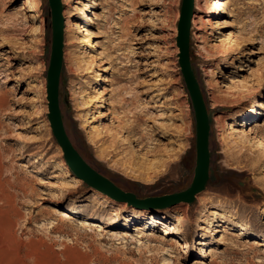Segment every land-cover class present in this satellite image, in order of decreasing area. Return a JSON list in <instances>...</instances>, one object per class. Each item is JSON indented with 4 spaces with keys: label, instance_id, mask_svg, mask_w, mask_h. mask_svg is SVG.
Wrapping results in <instances>:
<instances>
[{
    "label": "rangeland",
    "instance_id": "rangeland-1",
    "mask_svg": "<svg viewBox=\"0 0 264 264\" xmlns=\"http://www.w3.org/2000/svg\"><path fill=\"white\" fill-rule=\"evenodd\" d=\"M182 1L66 0L64 4L61 0L63 11L78 16L77 29L64 34L84 37L79 31L87 26L95 44L85 47L69 44L67 37L63 40L58 103L65 131L93 169L137 201L185 191L194 177L195 116L177 46ZM224 1L227 12L213 17L211 25H203L208 12L197 10L194 0L192 17L196 15L203 26L195 32L205 38L201 42L193 34L192 22L189 31V60L209 118L205 187L181 209L175 205L139 208L117 200L127 205V212L117 215L111 205L96 209L104 200L81 179L74 182L77 177L52 132L47 100L52 49L49 0L29 4L0 0V195H10L9 204L0 199V264H264V246L255 243L264 239V189L258 184L264 179V156L253 145L255 134H249L255 129L264 136V109L243 119L255 99L264 97V0ZM87 2L93 8L84 12ZM207 3L212 7L215 0ZM201 4L206 6V0ZM22 6H28L32 18L23 14ZM69 13L62 14L64 28ZM223 18L234 23L218 28L217 21ZM65 52L86 56L81 73L68 70ZM105 60L112 68L108 72L102 71ZM105 77L110 82H104ZM103 89L108 91L107 100L101 102L96 96ZM124 98L138 102L145 111L131 133L120 127L133 111L132 105L122 102ZM110 110L119 113L121 121L113 125L112 114L102 116ZM226 120H234L241 130L235 134L227 129L230 138L248 137L246 151L226 154L220 140ZM244 122V127L239 124ZM93 129L103 132L99 144L89 142ZM115 134L122 152L112 160H121L123 150H133L137 160L141 152L158 170L168 162L173 167L151 185L112 167L114 161L100 153L111 151ZM130 135L141 138L142 151L137 141L123 144L121 139ZM256 155L258 163L253 160ZM56 207H72L76 212L56 213ZM131 208L154 213L129 220ZM212 208L219 210L215 220L226 222L231 230L219 227L221 231L213 234L207 223ZM164 213L169 218L162 224L138 229L144 222H154L153 218L160 220ZM88 218L100 222L109 218L116 224L101 232L84 224ZM179 222L185 233L178 230ZM200 225L207 228L200 230ZM242 228L253 234L237 236ZM198 232L204 236L197 237ZM204 240L206 244L195 243Z\"/></svg>",
    "mask_w": 264,
    "mask_h": 264
},
{
    "label": "bare ground",
    "instance_id": "bare-ground-1",
    "mask_svg": "<svg viewBox=\"0 0 264 264\" xmlns=\"http://www.w3.org/2000/svg\"><path fill=\"white\" fill-rule=\"evenodd\" d=\"M60 3H61V0H59ZM64 4L66 2V0H63ZM208 0H206V6H203L201 4V0H196V3H195V7L197 10H206V12H208V14L206 15L207 18H205L203 20V25H206V24H212L213 22V17L215 16H218V15H223L227 12L228 10V4L226 1L224 0H215V3H214V6H210L208 3H207ZM32 2H36V0H27L26 3H32ZM22 10H24V15H28L29 18H32V14L29 15V12H26V11H29V8L28 6H22L21 7ZM93 6L91 5V2H87L86 3V6L84 8V12L86 11H89V9H92ZM235 11V10H234ZM232 11V13L234 12ZM69 12L68 11H63L62 8H61V16L62 14H68ZM17 15V14H16ZM233 16V15H231ZM67 17V16H65ZM196 15L195 16H191V22H192V29L194 30V35L197 37V38H201V42H202V39H204L205 37L202 36V35H198L197 34V31L195 32V30H200L203 26H201V23H199V21L195 20L196 18ZM63 18V16H62ZM78 16H73L69 13V16H68V19L67 21L65 22V25H66V28H64V24H63V28H62V43H63V40L65 37H67L69 40V44H75V43H83L85 47H89V46H92V47H95V44H94V41H91V37H90V30L87 26L83 27L79 33L80 34H84L85 36H66L64 33L66 32H73L75 29H77V23H75V19H77ZM87 19L90 20L91 22L94 21L93 18H91L90 16H87ZM180 19H181V14H180ZM190 22V23H191ZM217 27L218 28H225L226 26H229L231 24L234 23L233 20H229V19H226V18H223V19H220L217 21ZM20 24V23H19ZM18 23L17 24H12V27H18L19 25ZM191 25V24H190ZM42 27V26H41ZM42 29V28H41ZM178 32V31H177ZM231 34V33H230ZM178 36V35H177ZM226 39H220L219 41H225ZM178 46V45H177ZM179 48V47H178ZM52 51V49H51ZM180 52V51H179ZM224 54H228L227 53V50H223ZM229 52V51H228ZM121 54V52L119 53ZM179 54V53H178ZM65 62L67 64V68L69 71L71 72H75L76 74H79L81 73L82 70V63H87L88 60L86 59V56H78V55H75V54H71L70 52H65ZM51 58V56H50ZM62 58H63V51H62ZM109 62L107 60L103 61L102 64H104L103 68H102V71L104 72H108L110 71L112 68L110 66V64H108ZM106 64V65H105ZM63 66V65H62ZM84 69H89L90 67L86 66V67H83ZM193 71V69H192ZM99 73V72H98ZM96 74V75H99V74ZM193 75L195 76V74L193 73ZM213 75H214V72H213ZM227 76V75H226ZM97 80H100V79H97ZM102 80L105 82H110L109 79H107V77L105 78H102ZM195 80L196 82L198 83L197 81V78L195 77ZM225 86V85H223ZM198 87H199V84H198ZM242 87H245V85H242ZM199 90H200V87H199ZM108 93V91L106 90H100L99 91V94L98 96H96V99H101L99 101H105L107 100L106 98H104V96ZM200 93H201V96H202V92L200 90ZM211 94V93H210ZM261 96H258L255 101L252 103L251 107L249 109L246 110L245 112V115L243 116V119H246L248 117L250 118H253L254 115L256 114H259V109L262 108L264 109V100L261 99V98H264L263 97V94H260ZM153 97L156 96V94H153L152 95ZM261 100H260V99ZM202 100L204 102V99H203V96H202ZM93 101H98V100H93ZM215 101H218L217 99ZM100 102V103H101ZM122 102L124 104H129V105H132V117L131 118H128V119H124L122 120V124H121V129L122 131H125V132H128V133H131L132 132V129L134 128V126L137 124L139 118L141 115H143V113L145 112L144 111V108L141 106V104H139L138 102H134V101H128L126 98L122 99ZM108 105H110L108 103ZM204 105H205V102H204ZM206 107V105H205ZM207 110V109H206ZM112 114V124L114 125L115 122H118V121H121V115L119 113H117L116 111H109L107 112V114L105 112L102 113V116H105V115H110ZM207 116H208V112H207ZM249 118V119H250ZM216 122L218 124L222 123V120L220 118H216L215 119ZM208 121H209V118H208ZM246 122V121H245ZM239 123L241 126L244 127V125L246 123ZM224 124H222V128H221V133H220V140L221 142L225 145L226 147V154L227 155H235L238 153H241L245 148H247L249 145H248V137H239V138H235V139H232L230 138L227 133H226V130L227 129H231L233 130V133L235 134H240L241 133V130H239L238 128H236V123H234V120H231V121H224L223 122ZM248 124V123H247ZM248 126V125H247ZM113 128L115 126H112ZM103 132L101 130H97V129H93L92 132H90V136H89V142H91L92 144L95 143V144H99L100 143V140H99V136L102 134ZM107 133L108 132V129L106 130V135H108ZM258 131L254 129V131L250 132L249 134H255V140H254V144L253 145H256V148L258 149V155H260L261 157L264 156V136H260L259 134H257ZM230 134V133H229ZM121 141L123 142V144L125 145H128V144H133V142H138L137 143V148H138V151H142V149H144L145 145L143 144L141 138H135L134 135H130L129 138H122ZM119 140H118V137H117V134H115V137L114 139L111 141L110 143V150L109 152L105 151V150H102L101 151V157H105L107 156L108 160L109 161H114L112 160L114 157H116L117 155H119L122 150L119 149V144H118ZM133 151V150H132ZM128 151V150H123V153L125 154L124 157H122L121 160H115L113 162V164H111L112 167H115V168H119L121 169L125 174H128L132 177H135L137 179H140V180H144V181H147L146 184H152V183H155V178H157V176L160 174V173H168V171L170 170L171 167H173V163H165L164 165H160V167L162 166L163 167V171L162 170H158L157 166L154 165V163L152 162H148L147 161V158L145 157V155H143L141 152L139 153L138 155V159H136L137 155L135 154V152L133 151ZM137 151V152H138ZM246 151V149H245ZM225 153V152H224ZM99 154V153H98ZM256 155L257 158H253V160L255 161V163H258L259 162V156ZM87 163V162H86ZM88 164V163H87ZM89 165V164H88ZM90 166V165H89ZM91 167V166H90ZM92 168V167H91ZM95 170V169H94ZM96 171V170H95ZM99 175H101L98 171H96ZM102 177H104L103 175H101ZM105 178V177H104ZM108 182L112 183L114 185L113 182H111L109 179L105 178ZM74 182L76 183H80V180L79 178H74ZM139 183V182H138ZM141 183V182H140ZM1 184V183H0ZM103 184V183H102ZM142 184V183H141ZM258 184L264 189V179L262 180H259L258 181ZM104 186H106L105 184H103ZM93 188H91V191H94L96 195L100 196L103 200H104V204L103 206H98L96 209H105V207L107 205H111L113 207H116L117 211L116 214L118 213L119 214V211L122 213V211L124 209H126L127 205L123 202V203H119L115 197H112L111 195H109V193L107 191H103V190H100L92 185H89ZM115 186V185H114ZM141 186V185H140ZM117 187V186H115ZM147 187V186H146ZM0 199L3 200V201H6L8 204L10 203V195L8 194H2L0 195ZM126 200L125 198L122 197V200ZM129 203V201H127ZM184 201L182 200H179L177 202H175L173 205L176 206V209H181V207L184 205ZM55 212L56 213H67L65 212L66 210L68 211H72V212H76L74 210V208L72 207H69V208H66V210L64 209H61L60 207H56L55 208ZM187 207L185 208V211H187ZM127 212V210H124ZM54 212V213H55ZM151 213H154L153 211L151 210H148V209H144V210H138V209H135V208H131L130 210H128V216H129V220H134V219H144L145 217H148L149 214ZM117 214V215H118ZM209 214H210V218H208L207 220V223H211V227L214 228L213 231H214V235L217 233V232H220L221 230H219V227H224L225 229H228V230H231L232 228L229 227L226 222H223L222 220H215V215H218L219 214V210L217 208H212L210 211H209ZM202 216H206V214L203 212L201 214ZM169 218V215L164 213L162 217H160L159 219L160 220H155V218H153L154 222L152 223H147V222H144L143 225H140L139 226V230L141 231H144L145 229H150L152 227H154L153 223L156 222V224H162L163 223V220H167ZM205 221V219H203ZM212 220V221H211ZM202 221V220H201ZM84 224L86 226H90V227H93L95 229H99L98 231H105L109 226H113L116 224V221L115 220H111V219H104L103 222H100V221H96V220H90L89 218L86 219L84 221ZM178 226V230L180 231V233H185L186 230L185 228L183 227V224L181 222H179L177 224ZM207 226L205 225H200V227L198 229L200 230H204L206 229ZM164 232L166 233H169V230H166L163 229ZM227 231V230H225ZM251 235L253 234L251 231H249L247 228H242V230H240L238 232V234H236L237 236H244V235ZM197 237L199 238H202L204 236V234H200L199 232L197 233L196 235ZM206 240L204 241H195V243L197 244H206L205 242ZM258 246H264V239L263 240H256V242ZM196 247V246H195Z\"/></svg>",
    "mask_w": 264,
    "mask_h": 264
},
{
    "label": "water",
    "instance_id": "water-1",
    "mask_svg": "<svg viewBox=\"0 0 264 264\" xmlns=\"http://www.w3.org/2000/svg\"><path fill=\"white\" fill-rule=\"evenodd\" d=\"M49 4L52 16V51L47 72L48 118L53 135L63 151L64 159L71 172L87 185H92L100 190L107 191L109 195L118 200H122L123 197L127 199L131 205L139 208L155 206L167 207L173 205L179 200L186 203L192 202L195 195L201 192L205 187L208 179L209 166V121L207 110L202 100L198 83L193 75L189 60V31L194 0L182 1L181 19L178 23L177 36V45L180 51L178 54L179 64L192 102L196 124V162L194 177L190 187L185 191L166 195L151 201H137L133 196L122 193L121 190L116 188L112 183L108 182L104 177L91 168L71 144L64 128L58 103V87L63 51L62 6L59 0H49Z\"/></svg>",
    "mask_w": 264,
    "mask_h": 264
}]
</instances>
